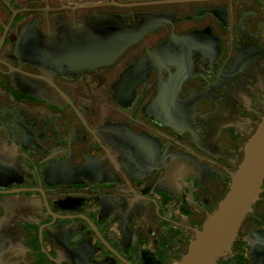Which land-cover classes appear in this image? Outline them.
<instances>
[{"label":"flooded vegetation","instance_id":"1","mask_svg":"<svg viewBox=\"0 0 264 264\" xmlns=\"http://www.w3.org/2000/svg\"><path fill=\"white\" fill-rule=\"evenodd\" d=\"M263 105L264 0H0V264L178 261ZM218 264H264V181Z\"/></svg>","mask_w":264,"mask_h":264},{"label":"water","instance_id":"2","mask_svg":"<svg viewBox=\"0 0 264 264\" xmlns=\"http://www.w3.org/2000/svg\"><path fill=\"white\" fill-rule=\"evenodd\" d=\"M149 21V20H148ZM156 19L148 23L147 28L131 29L117 35L119 40L128 45L143 36L154 27ZM138 30V31H136ZM196 33H190L183 41L194 40ZM105 51L98 52L102 56ZM98 56V58H99ZM263 114L255 131L249 136L243 149V157L230 174V185L219 201L215 210L207 217L202 227L195 231L194 238L189 242L186 251L180 259L172 264H218L222 257L232 252L239 230L245 219L253 212L255 203L259 200L264 181V105Z\"/></svg>","mask_w":264,"mask_h":264}]
</instances>
